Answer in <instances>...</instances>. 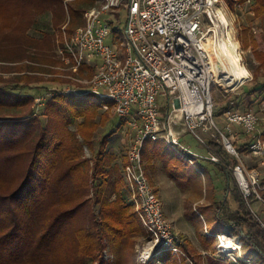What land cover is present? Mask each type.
Listing matches in <instances>:
<instances>
[{
    "label": "trees",
    "instance_id": "obj_1",
    "mask_svg": "<svg viewBox=\"0 0 264 264\" xmlns=\"http://www.w3.org/2000/svg\"><path fill=\"white\" fill-rule=\"evenodd\" d=\"M250 1L256 17L264 19V0ZM97 2L0 0V8L7 3L15 6L13 15H17L19 9L24 12L20 21L24 27L23 37L19 34L21 25L16 24L15 19L3 20L0 13V46H16L24 62L21 65L20 59L13 61L18 63L15 72L20 76L10 80L12 89L8 85H0V264H108L110 261L106 254L113 256L114 264H127L136 255L137 239L147 235L133 206L126 201L128 191L119 166L113 164L114 156L100 151L92 164L84 155L85 146L90 150L93 148L95 132L108 122L106 113L100 112L108 101L93 94L66 96L56 90L45 104L43 115L47 120L44 124L35 114L36 97L16 92L45 81L46 73L51 71L48 69L63 65L45 55L56 47L54 36L44 34L38 40L25 34L35 25L36 17L50 12L53 27L60 29L61 34L65 27L71 37L84 25L85 11ZM72 3L78 16L73 24L72 19L67 21L66 13L67 10L71 14ZM60 41L62 46L63 37ZM253 45L264 79V53L258 50L255 40ZM31 49L35 50L32 54ZM0 62L4 60L0 59ZM85 70H88L90 78L95 71L84 66L79 74L83 76ZM3 72L8 71H0ZM52 80L62 81L58 77ZM3 81L0 75V82ZM83 89L86 92L88 86ZM255 95L264 97V81L249 91L247 97L252 102ZM235 105V101L230 102L222 111L234 109ZM160 111L167 115L169 108L167 106ZM74 125L75 131L71 129ZM260 135L264 139V132ZM108 143L106 138L100 146L104 148ZM249 143L238 151H248ZM207 149L210 155L219 159L218 163L209 161L218 165L232 182L227 192L239 206L232 209L225 195L221 202L215 201L218 204L217 219L229 228L233 236L240 238L242 249L244 243L264 260V227L253 217L249 200L244 197L232 173L237 159L217 140H211ZM159 157L165 162L169 177L178 186H193L197 191L202 188V181L194 182L189 174L192 166L180 154L168 156L162 149ZM210 177L209 172L204 173L206 186ZM208 195L209 190L205 198ZM211 233L217 235L222 232ZM200 240L208 253H217L216 236H201ZM182 249L186 257L178 258L167 253L159 263L187 264L190 260L193 264H200L202 255L186 238ZM209 264L225 263L212 258Z\"/></svg>",
    "mask_w": 264,
    "mask_h": 264
},
{
    "label": "built area",
    "instance_id": "obj_2",
    "mask_svg": "<svg viewBox=\"0 0 264 264\" xmlns=\"http://www.w3.org/2000/svg\"><path fill=\"white\" fill-rule=\"evenodd\" d=\"M225 1L98 0L85 11L84 25L57 51L69 66L67 70L72 72L69 78L87 84L89 89L79 93L68 88L63 93L67 96L94 94L100 100L111 102L115 114L127 119L129 129L135 133L126 155L124 175L131 189L133 207L147 234L138 250L140 264L159 263L167 253L186 257L183 239L164 212L162 200L147 176L143 157L147 141H165L193 164L190 156L196 154L181 143L175 126L181 125L182 132L192 135L204 146L208 144V134L221 143L238 161L232 173L244 197L264 200V174L249 170L234 142L235 126L243 127L248 136H254L248 151L264 169V141L256 135L260 118L251 110L239 108L224 113L223 128L214 118L213 88L221 85L219 79L229 77L225 67L216 64L218 33L230 26L222 4ZM123 16L126 29L118 37L115 27L121 24ZM95 59L99 60L98 64ZM84 66L96 69L90 81L77 76ZM243 84L244 81H238L237 86ZM161 96L168 100L166 118L158 104ZM177 110L181 112L179 117ZM211 158L219 161L216 156ZM227 229L228 232L212 235L206 228L208 236L217 238L218 256L230 258L236 264L247 262L241 255L236 256L242 251L240 238H235ZM226 237L235 239L238 246L225 247Z\"/></svg>",
    "mask_w": 264,
    "mask_h": 264
},
{
    "label": "rangeland",
    "instance_id": "obj_3",
    "mask_svg": "<svg viewBox=\"0 0 264 264\" xmlns=\"http://www.w3.org/2000/svg\"><path fill=\"white\" fill-rule=\"evenodd\" d=\"M231 1H233L234 3H231ZM222 4L225 9L227 21L229 22L230 26L227 28V30L224 29L218 33L216 54L226 58L223 53V46L227 43L229 44L230 36L233 37L238 42L239 45L238 53L241 57V64L245 69H247L249 75H247V78L244 80V84L239 87L236 85L238 81L237 80L234 81V79L232 80L233 83L228 81L227 82L223 81L221 85L216 84L214 86L213 88V97H214V105H215L214 118L215 120H217L218 117H220L223 108L227 107L230 104V102L235 101L236 102V105L234 106L235 108H239L240 110H246V109L251 110L255 112L260 118V123L256 131V135L258 136L259 134L264 132V97H257L258 95H255V97L252 99L253 101L251 102L250 99L247 97V94L257 84H261L264 81L261 75L262 70L260 69V62L254 53V45H253V41L255 40L258 45V50L264 53V19L256 17V14L253 11V2L249 3L248 1L241 2L240 0H226ZM74 7L76 6L74 3H72L71 14H68L66 10L67 21L69 19H72V24L76 22L78 17L77 13L74 11ZM14 8L15 6H12V4L10 3H7V5L1 7L0 8L1 18L3 20L15 19L16 24H20V21L24 18V12L21 9H19L17 15L16 14L13 15L12 10ZM20 25L21 26H20L19 34L20 37H23L22 30L24 29V27L22 24ZM55 28L53 27L52 14L50 12L48 13L46 12L36 17L35 25L32 26L29 30L27 29L25 34H28V36L38 40L39 39L41 40V38L44 37V34L54 36L57 40L56 47H54L49 52H46L45 55L49 60H54V61L58 60L61 63H63V65H60L58 67L54 65L51 69H48L51 71H48L46 73L45 81L41 83H35L30 88L16 90V92L18 93L31 94L36 97L35 114L41 118V121L44 124L46 123L47 120L43 115L45 110V104L47 103L48 99L51 96H53L54 91L58 90L63 93L64 89L73 88V89H77L79 93H84L85 90L83 88L84 86H87V84L77 83L76 81L71 80L69 78V76L72 75V72L67 70L69 66L66 65L59 58L58 53H56V51L58 47L61 45V41H60L61 37H63V40L65 42L66 39H69L72 36L70 37L68 35V31H67L68 29L65 30V27L62 28V34L59 31L60 29H58L57 27ZM115 28H116L115 31L116 36L119 37L121 33H124L126 29V19L124 16L121 18V24ZM9 46L10 45H5L3 47L0 46L1 47L0 59L4 60V62H0V71L2 70L8 71V72H3V74L0 73L1 77L4 78V81L0 82V85L5 84L8 85L9 89H12L13 84L12 81L10 80L14 78L16 75H19L15 72L17 70L16 68L18 63H15L13 61L20 59L21 63L19 64L21 65L24 64V62H22L23 59L21 57V53H19L18 51V48L16 46L15 47L12 46L9 47ZM34 51L35 50L31 49L30 54L34 53ZM94 62L98 64L99 60L95 59ZM88 73H89L88 70L87 71L85 70L83 76H81L80 74H78L77 76L82 80L90 81L91 78L94 76L95 71L91 78L87 76ZM57 77L60 78L62 81L52 80ZM63 80L65 82H63ZM68 96L82 97V95H68ZM237 97L239 99L236 101ZM98 101L100 102L99 99ZM167 102L168 100L165 96L159 97L158 104L161 110L163 109L165 110V108L168 105ZM100 112L106 113V115L109 118L108 122L104 126L101 125L98 128V130L95 132L93 138V148H91L90 150L88 146H85L84 155L86 158L92 161V164L96 160L100 151H104L105 153L112 154L114 156L113 164L119 166L120 173L123 176L124 183L128 191V194L126 196V201L128 204H131L133 206L131 201V191H130L131 189L125 180L123 164L126 160V155L130 148L131 142L135 136V133L131 131V129H129V126L127 124L128 123L127 119L120 118L115 114V110L111 102L104 103ZM176 115L178 117L180 116V114H176ZM163 117L166 118L167 115L164 113ZM97 121H99V119ZM221 127L223 126L221 125ZM182 128L183 127L181 125L175 126L177 132H181ZM71 129L75 131L76 125L72 126ZM234 135H235L234 142L237 150H239L240 147H243L244 142H250L254 138V136L245 135L238 128H234ZM106 138L109 143L106 147L102 148L100 146L101 142ZM191 138H192L191 135H187L183 139V141L191 142V143L196 142L194 138L192 139ZM262 140L264 141V139ZM153 146L158 150L165 149L164 147H161V146H165L163 142L154 144V142L152 141H147L145 144L146 151L152 148ZM190 149L196 152L202 150V154L208 155L205 153V151L201 146L195 145L193 147H190ZM241 156L246 162V165L249 168V170H253L254 172H257L262 175L264 174V169L261 166H259L260 165L259 161H257V159L252 157L249 151H245V154H241ZM197 167L199 171L201 170V172H203V169L198 164ZM199 171L195 168L189 170V173H191L192 176H194L193 179L195 183L203 179L201 175L202 173H200ZM166 181H167V185L163 188V190L161 191L158 190L160 193L159 197L162 200L164 208L166 209V216L173 224L176 233L179 234V236L182 239H184V236L185 238H188V236H190L191 239H193V241L195 242V244H197L200 247V249H202L200 242H198V240H200L202 236L201 234L206 228L213 233H219L222 231L228 232V229H226L217 219L218 204H215V201L221 202L225 196L215 198L212 197L211 194H209L208 198H205L204 196H202L201 191H197L195 188L193 189L191 186H183L184 189H180L178 191L176 189L178 188L177 186L178 184L175 181L170 182L167 179ZM224 186L225 184H223V187ZM262 197L264 199L263 195ZM226 198L229 200V204L232 209L235 210L237 207H239L231 198V196L227 195ZM249 209L255 212V215L253 214V217L263 227L264 216L261 215V213H264V200H258L255 199V197L252 199L250 198ZM258 218L261 222L258 220ZM184 224H186L187 227H189V229L184 230L183 229ZM184 231L187 233V235H184L182 233ZM143 238L144 237H140L137 239V244L135 246L136 255L133 258H130L127 264H140L138 258L139 256L138 250L139 247L143 245L142 244ZM229 240L232 242V248L238 246L239 243H237L235 239H231L229 237H226V241L224 242V245H226ZM243 245H244V249H242L241 254H239L238 252L236 256L239 257L241 255L243 258L247 260V262L240 261V264L243 263L256 264L257 262L259 264H264V260L262 259L261 256H259L256 252L248 249L244 243ZM210 257L220 260L225 264H236L230 258L220 257L218 256L217 253L213 255L211 252L203 253L202 261L200 262V264H209V261L212 259ZM247 258L250 259L248 260ZM106 259H109L110 261L108 264H114V258L112 255L106 254ZM157 264H161V263H157ZM187 264H193V262L188 260Z\"/></svg>",
    "mask_w": 264,
    "mask_h": 264
},
{
    "label": "crops",
    "instance_id": "obj_4",
    "mask_svg": "<svg viewBox=\"0 0 264 264\" xmlns=\"http://www.w3.org/2000/svg\"><path fill=\"white\" fill-rule=\"evenodd\" d=\"M61 46V45H60ZM59 46V47H60ZM58 47V48H59ZM58 51V49H57ZM56 51V53H57ZM93 69H95L94 67H91ZM96 71V69H95ZM177 111H180V110H177ZM225 112L221 111V115L220 117H218L217 120H215L216 124L220 127V128H223L224 125L226 124V118H225V115H224ZM178 114V113H176ZM221 125L223 127H221ZM234 128H238L240 129V131L242 133H244L245 135L246 132L244 130L243 127H240V126H235ZM180 134V141L181 143L186 146L187 148L190 149V147H193L195 145H198V146H201L203 148V150L205 151L206 154L208 155H204L202 154V150L199 151V152H196V151H193L191 150L194 154H196L195 156H190L192 157L193 159V164H189L192 166V168H195L199 171L198 167H197V164L203 169V172L206 173V172H209L211 174V177L209 178V185L206 186V181H205V178H204V173L201 172V170L199 171L200 173H202V180H200V182L202 181V188L199 190L202 192V196L205 197L206 195V191L209 190V194H211L212 197H215V198H218V197H221V196H225V195H228V192H227V188L232 186V182H229L228 179L226 178L227 176L225 175V173H223L221 171V168L218 167V165H214L213 163H211L209 161L212 160L211 155L209 154L208 152V149H207V146H204L202 145L201 143H199L192 135L191 137L195 139L196 142L194 143H191V142H185L183 141V139L187 136V135H190V134H187L185 132H179ZM260 135V134H259ZM210 136L209 134L206 135L207 137V143H209L212 139L211 137H208ZM261 136V135H260ZM191 138V139H192ZM159 142H163L165 146H161V147H164L165 149H163L167 154L168 156H173L175 154H179L176 150H174L173 148H171L165 141H158V142H154V144H157ZM247 143L249 142H244L243 146L246 145ZM243 147H240L239 150H242ZM153 149V150H152ZM241 154H245V151H241L240 152ZM251 155V154H250ZM214 156V155H212ZM252 157H254L253 155H251ZM143 157H144V161H145V168H146V173H147V176L149 178V181L152 185V187L155 189L156 192H158L159 196H160V193L159 191L163 190V188L167 185V180H169L170 182L174 181L172 178L169 177L168 173H167V170H166V166H165V162L161 159V157H159V150L157 148H155L154 146L152 148H150L149 150L146 151V147L144 148V153H143ZM195 158H199V159H195ZM255 158V157H254ZM184 159V158H183ZM257 159V158H255ZM185 160V159H184ZM186 161V160H185ZM258 161V160H257ZM187 162V161H186ZM212 162L214 163H218L217 161H214L212 160ZM260 166V165H259ZM198 172V173H199ZM167 174V175H166ZM190 175H192L191 173H189ZM215 175H218V176H215ZM194 178V176H192ZM223 184H225V186L223 187ZM178 186V185H177ZM176 187V186H175ZM193 189L194 187L191 186ZM232 188V187H231ZM178 191L180 189H184V187L182 186H178V188H176ZM159 190V191H158ZM236 203V202H235ZM237 204V203H236ZM238 205V204H237ZM163 208H164V205H163ZM238 209V207L236 208ZM235 209V210H236ZM164 212L166 214V209L164 208ZM261 215L264 216V213H261ZM168 218V217H167ZM226 228V227H225ZM183 229H189V227H187L186 224L183 225ZM227 229V228H226ZM208 231L210 232V230L208 229ZM223 232V231H222ZM184 235H187V233L184 231L182 232ZM211 233V232H210ZM212 234V233H211ZM203 237H208L207 233H206V229L202 232L201 234ZM185 238V236H184ZM189 240V242L192 244V246L201 254L203 255V253H208L205 249H204V246L202 245L201 241L198 240V242H200V245L202 247V249H200V247L195 244V242L193 241V239H191L190 236H188V238H186ZM236 241V240H235ZM237 242V241H236ZM206 255V254H205ZM204 255V256H205Z\"/></svg>",
    "mask_w": 264,
    "mask_h": 264
},
{
    "label": "bare ground",
    "instance_id": "obj_5",
    "mask_svg": "<svg viewBox=\"0 0 264 264\" xmlns=\"http://www.w3.org/2000/svg\"><path fill=\"white\" fill-rule=\"evenodd\" d=\"M238 48H239L238 42L233 37L230 36L229 44L227 43L223 46V53L226 58L222 57L221 55H218L216 57V62H217L216 64L220 65L221 68L222 66L225 67V69L229 74V77H224L222 80L219 79V82L221 81V84L223 81L232 82L233 79L234 81L237 80L239 82H242L247 78V75H249L247 69H245L241 64V57L238 53ZM176 113L181 114L180 111H177ZM224 246L227 247L228 249H233L232 242L230 240Z\"/></svg>",
    "mask_w": 264,
    "mask_h": 264
},
{
    "label": "water",
    "instance_id": "obj_6",
    "mask_svg": "<svg viewBox=\"0 0 264 264\" xmlns=\"http://www.w3.org/2000/svg\"><path fill=\"white\" fill-rule=\"evenodd\" d=\"M175 104H176V107H177V108H179V107H180V103H179V101H178V100H176Z\"/></svg>",
    "mask_w": 264,
    "mask_h": 264
}]
</instances>
